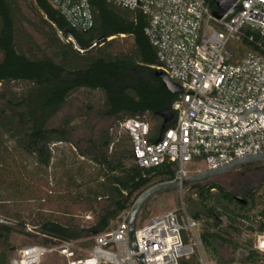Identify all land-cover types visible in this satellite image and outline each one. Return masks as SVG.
Instances as JSON below:
<instances>
[{"label": "trees", "instance_id": "1", "mask_svg": "<svg viewBox=\"0 0 264 264\" xmlns=\"http://www.w3.org/2000/svg\"><path fill=\"white\" fill-rule=\"evenodd\" d=\"M89 1L93 26L79 30L49 0H0V264H11L18 249L33 244L53 247L89 238L81 245L91 250L94 237L115 228L144 191L175 177L171 161L138 166L131 137L120 129L126 119H141L155 139L176 123L172 105L179 94L156 75L149 17L108 0ZM206 4L216 9L214 0ZM227 49L233 63L250 52L264 54V35L245 26ZM80 92L87 100L72 111ZM58 143L70 144L79 159L74 167L61 161L54 190L47 171ZM25 159L33 160L35 175L28 174ZM258 164L264 162L241 169ZM44 189L45 195L54 190L60 210L24 218L19 197L32 199ZM186 191L185 214L199 222L201 244L214 264H264L253 243L255 235H264V181L233 191L213 179ZM80 208L93 215L92 222L76 217ZM27 225L41 237L25 232ZM19 236L27 238L21 247L13 242ZM178 264L200 262L194 253Z\"/></svg>", "mask_w": 264, "mask_h": 264}, {"label": "built area", "instance_id": "2", "mask_svg": "<svg viewBox=\"0 0 264 264\" xmlns=\"http://www.w3.org/2000/svg\"><path fill=\"white\" fill-rule=\"evenodd\" d=\"M72 28L86 30L94 18L89 0H49ZM138 9L149 17L146 34L157 51L156 69L184 92L172 105L177 113L174 126L164 129L151 139L149 123L141 119H126L120 129L132 141L135 163L143 168L159 166L165 161L177 165L172 181L211 169L239 157L264 151V115L251 112L233 128L237 114L264 99V54L250 52L239 62H231L227 44L243 36L249 26L264 35V22L248 17L250 11L263 13L264 0H236L230 10L216 19L206 0H108ZM193 91L194 94H189ZM264 111V101L258 104ZM259 116V117H258ZM258 117V118H257ZM257 118V121H254ZM254 121V122H253ZM253 122V123H252ZM252 123L249 127H247ZM195 166V169H191ZM131 209L118 216L112 230L94 237L88 253H77L73 242H60L53 247L41 244L18 249L11 264H41L51 251L58 252L66 264H178L195 252L197 242L184 239L183 233L198 227L199 222L182 219L178 212L151 217L136 228L138 250L129 239Z\"/></svg>", "mask_w": 264, "mask_h": 264}, {"label": "rangeland", "instance_id": "3", "mask_svg": "<svg viewBox=\"0 0 264 264\" xmlns=\"http://www.w3.org/2000/svg\"><path fill=\"white\" fill-rule=\"evenodd\" d=\"M78 99L74 100L70 108L73 111V109H76V107L82 106V100L86 101V94L84 92H80L78 94ZM97 94L94 95L92 98L96 99ZM118 131V130H116ZM115 132V130H114ZM54 148V157H53V165L48 169L47 174L49 177V184L48 187L51 189H54L56 187V180L60 177L62 171H63V165L61 163L64 162L66 166H72L74 167L76 165V161L79 159V156L76 155L75 150L72 148L70 144L65 143H58L53 146ZM26 165V170L28 171V174L35 175L36 169L33 164L32 159H25L23 160ZM90 164V163H89ZM195 166H191V169H195ZM216 182L224 185L226 188L230 190H239V188L244 183H249L252 185L260 184L264 181V166L260 168H253L248 170L239 169L236 171H233L231 173L224 174L222 176H219L214 179ZM47 187V188H48ZM50 189V193L48 192V195H45L44 193L45 189L43 190V193L38 194L32 199H29V195H21L20 203L17 209L20 211L21 215L24 218L29 219L30 217H35L37 213L43 212L44 214H52L56 210H60V201H58L57 195H54V190ZM187 193L186 189H172L167 190L161 193H158L157 195L153 196L151 199L148 200V208L147 211L148 216L145 220L141 222L140 216L137 220V227L142 226L148 219L154 216H158L167 212H178L182 219L188 221L186 219V214L184 211V196ZM53 195V196H51ZM69 203V202H68ZM76 217L83 222L90 223L93 221V215L90 212H87L83 209H77L76 211ZM190 222H193L189 218ZM190 232L186 233V236L188 237V240H192L194 238V241L197 242V245L195 246V254L197 255L200 264H214V262L210 259L209 255L204 250L201 241H200V232H201V226L198 227H192L189 229ZM25 232L30 233L32 236H34V239H38L41 237L40 233L36 231V229L32 225H27L25 228ZM27 238L24 236H19L14 239V243L18 245V247L23 246L25 244V241ZM33 239H31L32 241ZM89 238L73 242V248H75L78 253H88L89 250H87L83 245H81L83 242L88 241ZM264 240V235H255L254 236V246L256 249L259 250V252L264 254V248L261 247V241ZM41 264H65V259L56 251H51L48 254H46L41 262Z\"/></svg>", "mask_w": 264, "mask_h": 264}, {"label": "water", "instance_id": "4", "mask_svg": "<svg viewBox=\"0 0 264 264\" xmlns=\"http://www.w3.org/2000/svg\"><path fill=\"white\" fill-rule=\"evenodd\" d=\"M214 1L216 4V9L212 12V14L216 19L222 18L236 2V0H214ZM261 10L263 11V13L251 10L250 15L248 17H251L253 19L264 22V8L262 7ZM54 29H55L58 37L62 41H65V37L63 36L61 31L59 29H57L56 27H54ZM156 75L163 80L164 85L170 91H172L174 93L184 92L183 88L178 86L177 84L173 83L167 77V75L164 72L157 70ZM189 94L196 95L193 91H190ZM197 98L200 99L203 103H205L208 107H212V108L226 112L227 113L226 117H228V113L237 114L239 120L232 126L217 127V126H213V125L207 124L205 122L193 119L195 121L204 123L206 125H209V126H212L215 128H233L235 125L239 128V126L237 124L253 111H255L259 116L264 115V111L259 110V108H258V104L263 102L264 99L262 101L256 103L255 105L251 106L250 108L246 109L245 111H243L241 113H237V112L227 111V110H223L219 107L209 105L204 100L199 98L198 96H197ZM257 118L254 121H257ZM252 123H250L247 127H249ZM261 162H264V151L256 153V154L245 153V154L240 155L239 157L234 158L233 160H231L229 162H226V163L221 164L219 166H216L214 168L206 169V170L194 173V174L186 177L185 179H183L181 182L180 181L164 182V183H160V184H157L155 186H152L149 189H147L146 191H144L138 197V199L135 201V203L133 204V206L131 208L130 218H129V230H128V232H129V239H130V242H131L133 249L138 250V244H137L136 237H135V231L137 228V220H138L139 214H140L141 209L143 208L144 204L149 199H151L153 196L157 195L158 193L167 191V190L190 188L192 186L213 180V179H215L219 176H222L224 174L239 170V169H241L245 166H248L250 164L261 163ZM137 257H138V260L141 264H145L143 254L141 256H137Z\"/></svg>", "mask_w": 264, "mask_h": 264}, {"label": "flooded vegetation", "instance_id": "5", "mask_svg": "<svg viewBox=\"0 0 264 264\" xmlns=\"http://www.w3.org/2000/svg\"><path fill=\"white\" fill-rule=\"evenodd\" d=\"M262 166H264V164H258V165L254 166L252 168H249V169H253V168H257L258 169V168H260ZM243 170H248V169H243Z\"/></svg>", "mask_w": 264, "mask_h": 264}, {"label": "bare ground", "instance_id": "6", "mask_svg": "<svg viewBox=\"0 0 264 264\" xmlns=\"http://www.w3.org/2000/svg\"><path fill=\"white\" fill-rule=\"evenodd\" d=\"M261 247L264 248V240L261 241Z\"/></svg>", "mask_w": 264, "mask_h": 264}]
</instances>
